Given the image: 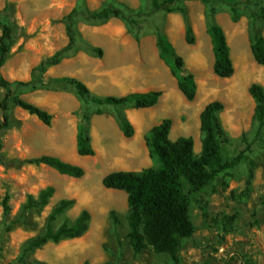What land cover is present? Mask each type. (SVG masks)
<instances>
[{"label": "rangeland", "instance_id": "rangeland-1", "mask_svg": "<svg viewBox=\"0 0 264 264\" xmlns=\"http://www.w3.org/2000/svg\"><path fill=\"white\" fill-rule=\"evenodd\" d=\"M109 4L137 19L138 24L129 25L119 18L103 23L85 19L88 13ZM262 5L264 0H257L251 10L258 11ZM178 7L187 12L194 45L185 41L183 15L178 11L152 12L150 0H0V21L14 29L11 53L0 70V76L10 82L29 81L31 70L43 58L67 46V16L78 10L76 46L58 66L48 69L47 79L74 77L84 82L94 96H117L122 92L105 77L104 50L112 49L123 38L156 44V32L160 30L184 59L185 69L197 84L196 98L190 102L178 89L170 70L158 106L147 113L132 106L119 107L117 110L135 128L132 138H126L119 127H106L103 119H95L96 107L83 102L69 86L58 85L50 90L19 88L18 95L50 114L52 121L46 126L36 116L11 105L10 127L0 130L4 144L0 154V264H172L169 254L157 253L152 247L138 255L133 252L128 242L127 195L105 188L102 179L117 171L158 168V162L149 156L145 139L151 128L164 119L172 121L170 140L192 138L194 152L199 155V116L214 101L224 105L219 118L228 136L223 144L225 159L238 160L191 198L195 233L182 245L180 264H264V144L256 138V103L248 93L254 83L264 88V67L255 62L250 49L249 10L243 8L240 20L234 23L230 8L220 0L211 5L184 0ZM137 13L143 16L138 18ZM212 22L223 28L230 48L235 74L229 79L219 78L213 71L215 58L208 34ZM260 31L264 36V26ZM94 48L103 56L99 57ZM4 95L5 90L0 88V101ZM85 110L91 115L95 150L91 157L76 152L79 115ZM103 112L116 122L113 107H104ZM42 156L79 166L85 174L72 178L49 166L28 162ZM48 187L55 191L49 204L26 209L28 198L38 197ZM7 196L8 211L4 204ZM61 200H74L75 204L56 218L53 227L71 225L87 210L91 216L87 233L25 253L27 243L44 233L52 209Z\"/></svg>", "mask_w": 264, "mask_h": 264}, {"label": "trees", "instance_id": "trees-1", "mask_svg": "<svg viewBox=\"0 0 264 264\" xmlns=\"http://www.w3.org/2000/svg\"><path fill=\"white\" fill-rule=\"evenodd\" d=\"M184 0H150L152 12L173 13L180 12L185 21V41L189 45L195 44V35L189 24L187 12L178 7ZM206 5H211L214 0H200ZM230 8L231 20L237 23L241 18L243 8L249 10L251 21L250 49L255 62L264 67V36L260 26H264V5L258 11H252L251 6L257 0H220ZM80 15L78 10H73L67 16L66 31L68 36L67 46L43 58L30 73L29 81L10 82L0 76V88L5 90V95L0 101L2 121L0 130L10 127L8 111L11 105L36 116L44 125L50 126L52 116L40 107L22 99L18 95L19 88L53 89L58 85H66L74 89L77 96L85 103L96 107L93 114L103 115L104 107H113L116 110V122L126 138L135 135V128L130 120L117 109L123 106H132L135 110L153 108L160 102L162 91H149L146 93H130L126 96H107L104 98L91 94L88 86L74 77H60L47 79L45 74L51 67L58 66L67 54H70L77 43L76 18ZM138 18L142 13H137ZM110 18H119L129 25L138 24L137 19L124 14L123 10L109 4L99 11L85 15L87 21L106 22ZM0 70L6 64L14 43L13 26L0 21ZM214 53L213 71L216 76L223 79L232 78L235 67L230 55V48L223 28L212 22L208 28ZM156 45L161 59L171 70L177 80V86L186 100L192 102L197 95V84L194 76L185 69V61L179 56L168 36L158 30L156 32ZM103 56L99 49H93ZM248 93L256 103L255 122L257 123L256 138L264 144V88L259 84H252ZM224 105L220 101L207 104L200 113V131L202 134V150L199 155L194 152V141L190 137H179L170 140L172 121L164 119L155 125L146 137V146L149 156L159 164L158 168H147L140 172L117 171L107 174L102 179V185L111 190L123 191L127 195L129 214L127 217L128 242L135 254L143 253L152 247L155 252L167 253L171 256L172 264H180V252L185 240L193 237L195 226L190 217L191 198L205 190L214 180L226 170L231 168L238 158L226 160L223 144L228 141V136L220 121L219 114ZM4 144L0 140V154ZM76 152L81 157L95 156L91 137V115L85 110L79 115L76 133ZM35 165L49 166L62 174L72 178H82L84 170L76 165L66 163L58 158L42 156L28 161ZM54 188L42 190L38 197L30 196L26 209H39L49 204L53 197ZM8 196L5 198V210L8 211ZM75 204L74 200H61L49 215L46 230L41 235L31 239L24 250L25 253L39 249L46 244L58 243L65 239L81 238L89 230L91 221L90 213L83 210L73 224H62L57 229L53 222L59 215L70 209ZM111 216L115 223L118 222L115 213Z\"/></svg>", "mask_w": 264, "mask_h": 264}, {"label": "crops", "instance_id": "crops-1", "mask_svg": "<svg viewBox=\"0 0 264 264\" xmlns=\"http://www.w3.org/2000/svg\"><path fill=\"white\" fill-rule=\"evenodd\" d=\"M111 47L108 51L104 50L103 57L107 60L105 77L122 92L117 97L137 92L161 91L164 88L170 69L161 60L155 43L147 44L143 39L138 43L136 40L123 38ZM151 109H140L138 112L147 113ZM95 119H103L106 127H119L114 119L105 115Z\"/></svg>", "mask_w": 264, "mask_h": 264}]
</instances>
